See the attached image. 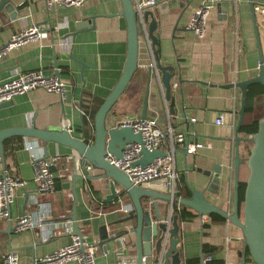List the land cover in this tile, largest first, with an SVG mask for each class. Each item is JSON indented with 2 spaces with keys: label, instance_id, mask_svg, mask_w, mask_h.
Masks as SVG:
<instances>
[{
  "label": "crops",
  "instance_id": "crops-1",
  "mask_svg": "<svg viewBox=\"0 0 264 264\" xmlns=\"http://www.w3.org/2000/svg\"><path fill=\"white\" fill-rule=\"evenodd\" d=\"M1 1V0H0ZM150 10L157 21L154 31L159 44L150 45L141 35L139 68L126 91L107 116L109 128L118 127L124 120L141 118L146 86L151 80V94L147 118H156L163 128L169 122L185 134V143L178 144L175 163L179 172V187L192 196L191 188L208 194L210 183L224 181L233 169L235 130L232 108L241 104V91L227 87L241 80L256 76L259 57L252 12L248 1L238 0H156ZM260 0L254 1L255 6ZM18 11L15 19L5 9L0 11V48L11 36L25 28L38 25L43 36L19 46L0 60V84L12 79L19 72L42 70L52 74L59 70L66 83L65 99L44 89H35L18 95L11 104L0 107V132L10 128L35 126L43 130L67 129L74 137L94 142L95 125L86 112L91 104L101 105L115 86L123 71L127 55V21L122 16L120 0H87L82 6H59L49 9L45 0H11ZM203 2L214 3L207 22V34L197 37L186 25L194 9ZM237 14V20H236ZM260 36L264 33V21L258 18ZM151 19L147 21L149 29ZM149 32V30H148ZM150 36V35H149ZM262 41V37H261ZM158 49L163 65L177 69L173 79L176 95V113H171L170 100L166 99L162 73L152 65L154 50ZM153 50V52L151 51ZM157 65V63H156ZM152 69V70H151ZM180 76V77H179ZM181 79V80H180ZM264 96L256 99L257 105ZM224 113L225 124L217 125L216 118ZM238 121V113L236 123ZM189 143L201 144L196 154H185ZM250 143H240V156L249 154ZM166 148V145L164 146ZM48 153V158L45 157ZM5 164L0 149V177L4 171L26 182L16 190V198L10 208V218L0 217V264L8 251H15L19 264L40 263V259L72 242L77 233L72 218L75 192L77 224L90 241L98 242L97 264H118L121 256H133L137 261L136 234L127 232L136 226V219L109 227V233L124 232L115 241H103L100 227L105 222H120L134 210L131 198L126 194L122 203L104 202L106 197L103 173L88 166L84 173L79 155L71 148L51 142L14 136L4 142ZM46 160L56 176V187L51 192H41L34 181L35 160ZM179 187L177 192H179ZM219 190L218 185L215 188ZM159 192L165 193L163 190ZM213 194H217L212 192ZM212 198V195L209 194ZM161 217L167 221L177 204L157 200ZM144 205L154 215L153 203L143 199ZM151 204V205H150ZM103 208L105 215H97ZM178 208V207H177ZM188 208V207H187ZM194 217L179 221L181 241L180 264L198 259L197 264H211L222 260L223 264H238L243 249L242 231L232 224L215 222L208 215L202 223L193 209ZM32 214L42 217L52 237L43 238V229L16 231L19 216ZM154 218V217H153ZM229 242L227 249L226 242ZM214 252L204 254V246ZM210 257V260H206ZM146 264H156L147 256ZM66 264H78L70 261ZM164 264V258L162 259Z\"/></svg>",
  "mask_w": 264,
  "mask_h": 264
},
{
  "label": "water",
  "instance_id": "water-1",
  "mask_svg": "<svg viewBox=\"0 0 264 264\" xmlns=\"http://www.w3.org/2000/svg\"><path fill=\"white\" fill-rule=\"evenodd\" d=\"M123 5L122 16L127 21V55L123 71L119 80L109 92L103 103L99 106L95 118V136L94 142L89 143L83 138L74 137L67 129L61 130H43L35 126L25 128H10L0 132V149L2 159L5 164L4 142L6 139L20 136L34 138L42 141L45 145L54 142L62 146L71 148L79 155L81 167H84V173L88 174L86 168L93 166L102 170L100 178L105 180L104 189L106 197L104 202L119 201L126 194L131 198L134 204V210L129 213L125 220L120 222H105L100 227V238L103 241H115L120 238L124 232L119 234L109 233V227L120 224L122 222L136 219V226L127 232L136 234V242L138 248L137 261L138 264H143V259L147 256L154 257L157 262L161 257L164 258V264H180V249L178 247L180 237V224L178 216L174 215L172 224H168L162 219L160 208L157 200L172 201V197L166 193L159 192L153 189H146L136 186L131 178L120 168L113 165L108 159L109 154L117 159L123 157V151L126 145L135 142L141 145L142 157L132 165H141L142 167L152 163L156 158L163 157L166 153L163 149L148 151L144 147V140L141 132H135L130 126H118L109 128L106 120L110 111L113 109L119 98L126 91L130 82L134 78L139 68V53L140 42L143 29L138 22L137 13L134 7L133 0H120ZM256 0H248L252 12L254 30L256 35V44L258 50V73L256 76L238 81L233 84H228L227 87H237L241 91V104L238 110V121L235 128L234 146V198L233 212L228 215L223 210L212 204L205 196L202 190L191 188L192 196L190 198L176 197L175 200L182 205L193 209L197 214H217L224 219H229L230 222L238 226L242 231L243 249L241 252V261L238 264H246L247 256L256 263L264 264V116L260 118L258 130L252 136L246 137L241 134V127L245 117L247 92L250 85L260 83L264 85V50L262 47L261 36L258 28L257 12L255 11ZM258 1V0H257ZM264 2V0H260ZM5 9L9 12L12 19L17 18L18 11L12 4L11 0L0 1V11ZM146 21L151 19L149 24V35L153 46L156 47L159 41L154 34L157 29V21L154 18V13L150 9L144 14ZM155 60L157 63V72H161L162 84L165 89V96L170 100L171 113L175 114L176 95L174 94L173 79L176 76L177 69L173 65H163L158 49L154 50ZM152 70V69H151ZM60 75V72L58 73ZM180 77V76H179ZM151 80L146 86L143 99V109L141 118L145 119L148 115L149 100L151 94ZM181 80V79H180ZM11 101H6L0 104V107L10 105ZM248 141L251 144L249 154L246 160L240 156V143ZM187 153V149L183 151ZM48 158V153L45 155ZM246 163L249 169V175L244 194L243 217L239 214V176L240 166ZM75 207L78 202V196L75 192ZM152 200L154 215L148 210L143 203V198ZM72 216L77 234L83 236V231L77 224L76 214ZM167 238V248L163 253V244Z\"/></svg>",
  "mask_w": 264,
  "mask_h": 264
},
{
  "label": "built area",
  "instance_id": "built-area-1",
  "mask_svg": "<svg viewBox=\"0 0 264 264\" xmlns=\"http://www.w3.org/2000/svg\"><path fill=\"white\" fill-rule=\"evenodd\" d=\"M248 1V0H243ZM87 0H45L46 6L49 9H55L59 6H78L82 7ZM237 3L238 0H235ZM134 7L137 13L138 22L142 26L143 34L145 35L151 49V40L145 19V12L157 5L156 0H133ZM214 3L203 2L199 7L193 10L190 15L188 30H191L197 37L204 38L207 34V22L211 14ZM255 11L263 16L264 21V2L259 1L255 6ZM237 20V14H236ZM43 36V31L38 25H33L19 32L14 33L10 40L0 48V60L13 49L25 45L32 41H38ZM153 52V50H151ZM157 68L156 62L152 64ZM56 70L52 74H45L42 70L31 72H19L12 79L0 84V104L6 101H11L18 95L28 93L35 89H44L47 92L55 93L65 99L66 83ZM238 110L236 105L232 108V126L236 128V118ZM226 117L221 113L215 120L217 125L225 124ZM119 126H130L135 132H141L144 140V147L148 151L156 149L165 150L163 157L156 158L152 163L142 167L141 165L133 166L132 164L138 161L141 157V145L135 142L128 143L123 151V157L117 159L109 154L107 159L116 167L123 170L132 180V182L142 188L163 190L166 194L172 197L171 204H177L178 209L183 206L176 201V196L179 187V172L175 163V154L178 144L185 143V134L174 127L173 123L169 122L167 128H163L156 118L140 117L124 120ZM234 138V137H233ZM166 145V148L164 146ZM201 144H191L187 146V151L190 154H196ZM34 181L41 192H51L56 187V176L51 170V164L46 160H35ZM26 182L20 177L9 175L6 170L0 177V217L3 219L10 218V208L16 198V190L24 187ZM216 185L219 190L216 191ZM206 198L215 206L223 210L228 215L233 212L234 198V173L231 170L229 176L221 182L210 183ZM162 192V191H161ZM217 193V194H213ZM212 195V198L209 196ZM152 201V200H151ZM173 215V209L172 213ZM97 215H105L104 209L100 208ZM171 215V217H172ZM165 221L170 227L172 219ZM202 223L208 222V215H201ZM231 223L229 219H226ZM51 223H47L42 217H35L32 214H24L19 216L15 222L16 231H26L33 229H43V238H51L53 234L46 227ZM230 240H227L226 246L229 248ZM167 238L163 244V253L167 248ZM97 249L98 242L90 241L86 235L80 236L77 233L73 234L72 242L65 247L60 248L40 259V263L47 264H66L70 261H76L78 264H97ZM162 257L156 264H162ZM206 260H210L207 257ZM2 264H19V257L15 251H8L3 256ZM118 264H136L135 257L121 256L118 259ZM143 264H146V258L143 259Z\"/></svg>",
  "mask_w": 264,
  "mask_h": 264
},
{
  "label": "trees",
  "instance_id": "trees-1",
  "mask_svg": "<svg viewBox=\"0 0 264 264\" xmlns=\"http://www.w3.org/2000/svg\"><path fill=\"white\" fill-rule=\"evenodd\" d=\"M264 96V85L257 83L250 85L247 92V99H246V110H245V117L241 127V134L249 137L252 136L258 130V124L260 118L256 114V99L258 97ZM99 105L91 104L87 106L86 112L88 113V118L92 121L95 118L96 112L99 108ZM249 175V169L244 162L240 166V176H239V214L243 217V206H244V194L245 188L247 184V179ZM180 185V184H179ZM183 187H179V192L176 193V196H189V193H183ZM174 213L178 216L179 221H186L192 217H194V213L189 210L186 206H182L181 209L177 208V205L174 207ZM211 217L215 222H225V219L217 214H212ZM215 250L214 248L210 249V246H204V254L213 253ZM198 259H189L186 261L187 264H197ZM211 264H223L222 260H214L210 262ZM246 264H256L249 255L247 256Z\"/></svg>",
  "mask_w": 264,
  "mask_h": 264
},
{
  "label": "rangeland",
  "instance_id": "rangeland-1",
  "mask_svg": "<svg viewBox=\"0 0 264 264\" xmlns=\"http://www.w3.org/2000/svg\"><path fill=\"white\" fill-rule=\"evenodd\" d=\"M258 18L261 19V21H262V17L260 15H258ZM261 37H262V47L264 50V33L262 34ZM256 114L259 118L260 117L262 118L264 116V99H262L258 102ZM250 147H251V144H250Z\"/></svg>",
  "mask_w": 264,
  "mask_h": 264
},
{
  "label": "bare ground",
  "instance_id": "bare-ground-1",
  "mask_svg": "<svg viewBox=\"0 0 264 264\" xmlns=\"http://www.w3.org/2000/svg\"><path fill=\"white\" fill-rule=\"evenodd\" d=\"M146 198V197H145ZM144 199V198H143ZM151 205V204H150Z\"/></svg>",
  "mask_w": 264,
  "mask_h": 264
}]
</instances>
